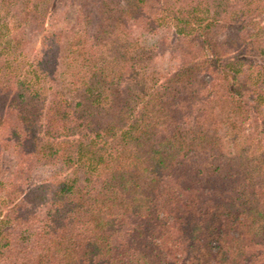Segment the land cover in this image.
I'll list each match as a JSON object with an SVG mask.
<instances>
[{
    "label": "trees",
    "instance_id": "trees-1",
    "mask_svg": "<svg viewBox=\"0 0 264 264\" xmlns=\"http://www.w3.org/2000/svg\"><path fill=\"white\" fill-rule=\"evenodd\" d=\"M58 1L0 0V264H264V0Z\"/></svg>",
    "mask_w": 264,
    "mask_h": 264
},
{
    "label": "rangeland",
    "instance_id": "rangeland-1",
    "mask_svg": "<svg viewBox=\"0 0 264 264\" xmlns=\"http://www.w3.org/2000/svg\"><path fill=\"white\" fill-rule=\"evenodd\" d=\"M51 10L55 13L56 25H72L75 20L74 8L70 3V0H60L51 6ZM34 47H37L35 42Z\"/></svg>",
    "mask_w": 264,
    "mask_h": 264
}]
</instances>
